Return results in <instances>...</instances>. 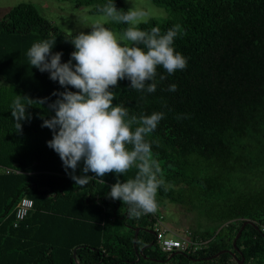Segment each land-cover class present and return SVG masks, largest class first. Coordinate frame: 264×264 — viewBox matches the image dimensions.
<instances>
[{
	"label": "trees",
	"instance_id": "obj_1",
	"mask_svg": "<svg viewBox=\"0 0 264 264\" xmlns=\"http://www.w3.org/2000/svg\"><path fill=\"white\" fill-rule=\"evenodd\" d=\"M150 1L171 15L140 28L165 32L180 25L186 35L175 38L174 48L187 66L171 75L158 66L151 93L118 81L111 89L113 105H123L130 116L164 113L146 137L161 167L156 200L197 209L210 227L187 230L203 246L195 252L159 250L149 214L132 217L127 204L109 197L117 179L134 178L135 166L119 176L93 177L83 187L71 179V169L48 147L52 130L42 127L55 115L49 105L66 89L31 66L27 52L48 40L52 53L61 52V62H68L72 35L52 27L32 4L18 3L0 19V168H8L0 169V264H238L241 256L240 264H264V0ZM107 3L77 0L76 6L99 13ZM105 26L120 34L127 27L113 21ZM161 75L166 79L160 81ZM171 84L175 92L168 90ZM17 94L31 99L19 131L10 107ZM82 168L83 161L75 174L83 175ZM21 196L31 199L32 208L13 227ZM245 220L252 224L234 241L239 254L231 241ZM221 250L235 257L222 252L207 259Z\"/></svg>",
	"mask_w": 264,
	"mask_h": 264
},
{
	"label": "clouds",
	"instance_id": "obj_2",
	"mask_svg": "<svg viewBox=\"0 0 264 264\" xmlns=\"http://www.w3.org/2000/svg\"><path fill=\"white\" fill-rule=\"evenodd\" d=\"M98 12L101 18L90 25L89 33L81 31L70 39L75 50L68 62H61V52L52 53L54 43L48 40L33 43L27 56L31 66L49 72L50 79L66 89L49 105L55 115L42 124L53 132L48 147L59 155L66 171L71 169V179L81 187L93 177L109 173L119 176L135 166L134 178L117 179L108 195L127 204L128 214L138 218L157 210V191L163 184L161 167L152 152L153 142L146 137L157 128L164 113L130 116L123 105H113L111 89L127 79L131 88L151 93L157 87L158 66L169 75L185 69L187 59L175 50L174 40L186 32L181 34L180 25L165 32L159 26L141 29L151 14L135 4L127 11L117 10L113 0H108ZM108 21L127 27L118 37L105 26ZM68 86L77 91L67 90ZM168 90L175 92L177 86L171 84ZM26 105H31V99L17 94L10 106L17 131L22 129L21 121L29 118ZM81 161L83 175H76ZM89 172L94 176L87 175Z\"/></svg>",
	"mask_w": 264,
	"mask_h": 264
},
{
	"label": "rangeland",
	"instance_id": "obj_3",
	"mask_svg": "<svg viewBox=\"0 0 264 264\" xmlns=\"http://www.w3.org/2000/svg\"><path fill=\"white\" fill-rule=\"evenodd\" d=\"M77 0H0V19L7 13V11L18 3L32 4L38 13L49 21L52 27L57 28L63 33L76 35L83 31L89 33L91 31L90 25L99 20L101 15L99 13H92L88 11V7L81 5L76 6ZM122 5L128 10L135 4L136 6H143L149 10L151 14L150 19L162 21L171 15V11L166 6H158L153 4L150 0H119ZM118 10V9H117ZM112 21H108L106 24ZM119 37L120 33L113 31ZM256 182V181H255ZM157 204L161 209L164 221L171 229L181 231L182 229L202 231L210 224L206 218L195 208H190L188 205H177L168 201L157 200ZM235 223H233L234 225ZM210 226H207V228ZM167 237L171 234L167 233Z\"/></svg>",
	"mask_w": 264,
	"mask_h": 264
},
{
	"label": "built area",
	"instance_id": "obj_4",
	"mask_svg": "<svg viewBox=\"0 0 264 264\" xmlns=\"http://www.w3.org/2000/svg\"><path fill=\"white\" fill-rule=\"evenodd\" d=\"M4 172L8 171V168H0ZM32 208V201L26 196H21L16 201L13 207V222L12 226L15 227L18 222L22 221L26 216L27 212ZM158 208L155 213H150L147 216L148 219L152 220V232L154 234L155 242L159 250L169 253L173 251L179 252H195L200 249L204 243L202 240L191 238V231L185 229L183 232H175L167 226L163 219V215ZM260 231H264V227H260ZM167 233L171 236L167 237Z\"/></svg>",
	"mask_w": 264,
	"mask_h": 264
},
{
	"label": "water",
	"instance_id": "obj_5",
	"mask_svg": "<svg viewBox=\"0 0 264 264\" xmlns=\"http://www.w3.org/2000/svg\"><path fill=\"white\" fill-rule=\"evenodd\" d=\"M245 224H249V225H251L252 222H250V221H248V220L243 221V222L241 223V225L239 226L238 230L236 231V233H235V235H234V237H233V239H232V241H231V244L233 245V246H232V247H233V250L237 251L239 254H240V251H238V249L235 247V245H234V241H235V239L237 238V236L240 234V232H241V230H242V228H243V226H244ZM138 229H140V228H139V227H136V228L134 229V232H133V235H134V236L136 235V232L138 231ZM132 242H133V244H134V238H133ZM175 252H178V251H175ZM222 252H227L228 254L234 256L233 253H232V251H230V250H221V251L216 252V253L213 254L212 256L207 257V259H209V258H213V257L217 256L218 254H220V253H222ZM137 253L140 254V253H141V250H138ZM170 256H171V255H170ZM170 256H168V258H169ZM234 257H235V256H234ZM137 259H139V256H138V255H136V260H137ZM242 260H243V257L241 256V258H240L239 261H238V264H240V263L242 262Z\"/></svg>",
	"mask_w": 264,
	"mask_h": 264
},
{
	"label": "crops",
	"instance_id": "obj_6",
	"mask_svg": "<svg viewBox=\"0 0 264 264\" xmlns=\"http://www.w3.org/2000/svg\"><path fill=\"white\" fill-rule=\"evenodd\" d=\"M167 224V223H166ZM168 227H169V225H167ZM170 228V227H169ZM172 230H175V229H172ZM175 232H181V231H177V230H175Z\"/></svg>",
	"mask_w": 264,
	"mask_h": 264
}]
</instances>
